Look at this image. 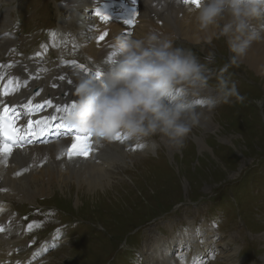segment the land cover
Returning a JSON list of instances; mask_svg holds the SVG:
<instances>
[{"label": "rangeland", "instance_id": "1", "mask_svg": "<svg viewBox=\"0 0 264 264\" xmlns=\"http://www.w3.org/2000/svg\"><path fill=\"white\" fill-rule=\"evenodd\" d=\"M25 1L31 9L32 0ZM62 1L33 0L32 20L27 19L28 24L11 39L16 56L12 69L21 71L16 67L17 60L26 63L28 55L40 49L51 54V68L58 65L54 59L75 62L79 58L60 50L51 53L47 43L53 44V35L43 28L57 25V19L65 13L60 7ZM19 2L0 0V16L10 17ZM42 6L46 12L41 11ZM24 9L28 15L29 9ZM209 40L213 39H180L176 45L191 49L201 63L209 55L213 57L204 99L208 91L212 94L201 109L212 110L211 127H194L183 147L174 146L172 150L168 138L159 134L148 138L155 143L154 151H140L131 157L121 147L111 146V150L116 149L108 154L115 161L109 172L112 176L104 190L95 193L78 189L73 180L61 188L46 176L50 185L44 183L43 187L48 185V190L31 202L28 197L23 200L19 192L6 193L14 209L35 214L34 219L43 228L40 235L49 236L59 224L65 228L62 246L47 257L49 264H145L150 258L155 260L156 253L162 255L161 242H178V258L184 251L191 256L196 239L202 264H253V248L260 249L264 256V75L242 61L238 66L231 65L226 75L237 77L231 80L246 99L240 103L232 98L227 104L217 100L210 108L208 100L216 96L215 73L230 62L233 54L226 37L217 35L213 42ZM102 59L107 61V54ZM3 184L10 190V185ZM214 215L218 217L216 222L209 219ZM191 240L194 246L189 245Z\"/></svg>", "mask_w": 264, "mask_h": 264}, {"label": "clouds", "instance_id": "2", "mask_svg": "<svg viewBox=\"0 0 264 264\" xmlns=\"http://www.w3.org/2000/svg\"><path fill=\"white\" fill-rule=\"evenodd\" d=\"M163 11L168 0H151ZM195 20L200 29H215L226 37L230 62L215 73L214 108L246 99L228 73L254 42L264 39V0H200ZM115 54L99 77L78 78L75 103L65 113V124L91 134L97 143L112 141L117 134L142 140L157 134L183 147L203 112L195 98L209 87L213 57L201 63L191 49L174 46L171 39L150 30L140 37L122 33L114 40Z\"/></svg>", "mask_w": 264, "mask_h": 264}, {"label": "bare ground", "instance_id": "3", "mask_svg": "<svg viewBox=\"0 0 264 264\" xmlns=\"http://www.w3.org/2000/svg\"><path fill=\"white\" fill-rule=\"evenodd\" d=\"M8 1L11 2L12 0ZM88 1L89 0H65L63 8L65 12H67V16H69L66 22L78 25V18L80 17L78 12L84 9L85 4L87 5L89 3ZM82 3L84 5L81 8ZM134 8L136 14L132 16ZM100 9H102L104 15L110 17V19L104 22L100 27V33L102 35L104 32H107L108 35L105 38L112 37L113 34L116 33L113 40L122 33L130 32L133 36L140 37L150 30H157L160 34L171 39L174 46H177L176 40L185 39L187 41L199 42L204 39H213L209 40L213 42L218 35L215 29H200L195 20L196 9L192 8L188 3L185 4L183 0H168L163 11H157L156 8L152 7L151 0H137L136 5L133 4V0H104ZM82 13L85 14L83 20L84 26L88 28L90 24L89 12L83 11ZM136 15H138L139 19L137 21L134 20L133 25L125 23L130 17L131 19H135ZM9 25L10 21L4 14L0 18V71H5L7 74L12 68L10 62L7 60L8 58L15 57L13 49L15 42L11 40L12 38L9 34L7 36L3 35ZM92 37H94L93 40ZM84 39L76 49L83 53L87 67L93 68L94 58L99 59L101 58V54L105 55L103 51L110 53L114 50L112 39L106 40L105 43H100L97 42L96 37L91 35L88 31ZM100 44H103V46L101 49H98L97 46ZM241 61L245 62L259 75H264V39L254 42L246 55L240 59V62ZM27 63H29V61H27ZM28 65L30 70L24 68V71L31 76L14 78L20 84V91L14 99L17 101L36 103L49 100L55 104V108L61 109H63L64 105L70 106V100L72 98L76 99L71 93L75 89L78 78L85 75L88 71L87 69L84 70L77 63L70 61L59 62V67L53 70L45 69L47 65L41 63V61L37 64L29 63ZM36 68H38V71L34 70ZM61 77H64V79H61ZM69 81H71V83H69ZM38 83L41 84V90L39 93L35 94L32 92V88ZM210 94L212 93L208 91L207 97H209ZM207 97L205 95L204 99V95L202 94L195 99L198 101H207ZM37 99L42 100L37 102ZM54 109H52L50 113H53ZM201 109L202 107L200 106L199 110L203 112L200 126H204L205 128L211 127V124L214 122L211 113L212 110ZM121 135L122 137L124 136V134ZM56 138V142L50 143L47 146H33L28 148L29 153L15 154L11 160V165L8 168L0 169V180L10 185V191L15 193L19 192V194L28 198H35L36 195L44 194L48 190L46 187L50 185V183H46L45 176L49 177V180H52V182H57L61 188L68 187L66 184L73 180L77 183L78 189L86 188L90 193H95V191L99 189L104 190L109 184V177L112 176L109 172L114 168V159L108 157V154L105 152L100 163H93L85 159H83L85 161L76 159L71 167L63 170L61 169L62 167H60V161L55 160L54 156H62L63 153H65V150L70 147L71 137H63L57 134ZM200 139L201 138L196 137L198 142H201ZM153 140H156V138ZM126 141L130 142L133 148L140 147L143 153L154 151L156 147L154 142H149V140L146 139L130 140L127 138L121 140L113 139L105 144L103 149L111 151V146L121 147L127 143ZM168 147L172 150L174 145L171 146L170 143ZM124 153L128 157L133 156V154L126 153V151H124ZM10 158L9 156H5L3 160H0V168L5 167ZM132 160L133 159L130 158V161ZM124 161L125 158L122 157V162L124 163ZM30 163L34 164L27 170L21 169L20 172L24 173V175L28 173L32 174L23 178L14 176L17 168ZM44 183L48 185L43 187L45 185ZM2 216L6 221H9L8 225L7 222L3 221ZM2 216L0 217V224L4 225L5 230L10 231L15 225L17 217L7 209ZM1 236L3 238L0 237V249H7L10 245V240H6V233ZM13 238H15V236L11 239ZM191 242L193 243V241ZM195 244L197 245L198 242H195ZM176 247L178 248V244L171 247V242H161L159 252H161L162 255L157 257L155 261L151 258L148 259V261L146 260L145 264H147V262L150 264H180L176 259L173 260L174 262L172 263L169 254Z\"/></svg>", "mask_w": 264, "mask_h": 264}, {"label": "snow or ice", "instance_id": "4", "mask_svg": "<svg viewBox=\"0 0 264 264\" xmlns=\"http://www.w3.org/2000/svg\"><path fill=\"white\" fill-rule=\"evenodd\" d=\"M185 4L189 3L190 0H183ZM191 3H193L197 8L199 7L200 0H191ZM133 4H137V0H133ZM136 14L135 8L133 9V15ZM95 15L101 20V21H108L110 19L109 16L102 14V12L99 9L95 10ZM128 25L134 24V19H127L125 21ZM128 34H131L128 32ZM108 35L107 32H104L102 35L99 36V40L103 41L105 37ZM115 53H112L108 57V61L114 56ZM80 67H84L81 65ZM97 77L100 76L101 71L96 70L94 73ZM61 79H64V77H61ZM71 83V81H69ZM200 101H197L199 103ZM50 103V102H49ZM74 103H72L70 106L64 105L63 111L66 113L70 110L71 106ZM56 109H54L55 111ZM12 109L10 105L3 106L2 113H0V160H3L5 156H10L14 149L18 147H23L25 142H29L31 137H34L37 135V132L34 130L36 126H39V131L43 133L46 128L49 127L50 121H56V127L57 131L59 132L60 129H63L65 133H67L71 137V143L70 147L67 149V156L71 158L73 155L81 156L84 158H88L91 156L93 151V143H92V135L89 133L87 135L82 134L79 129L69 126L66 124L61 123L57 120L55 116L44 117L42 120H27L26 122V128H21L17 126L16 123V117L15 114L12 113ZM115 140H121V139H127V136H123L121 134H117L114 137ZM59 158V157H58ZM20 173H17L19 175ZM29 229H31L32 225L28 226ZM4 231L3 228H0V232Z\"/></svg>", "mask_w": 264, "mask_h": 264}]
</instances>
